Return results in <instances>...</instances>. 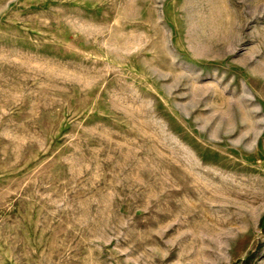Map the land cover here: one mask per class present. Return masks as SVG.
<instances>
[{"label": "rangeland", "instance_id": "obj_1", "mask_svg": "<svg viewBox=\"0 0 264 264\" xmlns=\"http://www.w3.org/2000/svg\"><path fill=\"white\" fill-rule=\"evenodd\" d=\"M0 264H264V0H0Z\"/></svg>", "mask_w": 264, "mask_h": 264}, {"label": "bare ground", "instance_id": "obj_2", "mask_svg": "<svg viewBox=\"0 0 264 264\" xmlns=\"http://www.w3.org/2000/svg\"><path fill=\"white\" fill-rule=\"evenodd\" d=\"M242 121H243V122H246V121H247V119H246V117H245L244 114L242 115ZM246 123H247V125L249 126V129H250V128H255V127L257 126V124H258V121L255 120V119H253V118L251 117V120H249V121L246 122Z\"/></svg>", "mask_w": 264, "mask_h": 264}]
</instances>
